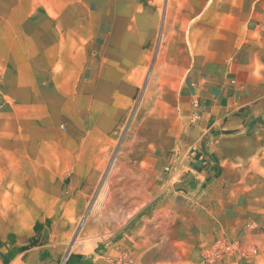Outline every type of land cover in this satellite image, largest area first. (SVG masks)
Here are the masks:
<instances>
[{
	"label": "crops",
	"instance_id": "crops-1",
	"mask_svg": "<svg viewBox=\"0 0 264 264\" xmlns=\"http://www.w3.org/2000/svg\"><path fill=\"white\" fill-rule=\"evenodd\" d=\"M19 1L3 57L9 80L44 84L33 137L62 162L55 175H97L148 67L142 118L117 153L159 173L199 223L264 248V0Z\"/></svg>",
	"mask_w": 264,
	"mask_h": 264
},
{
	"label": "rangeland",
	"instance_id": "rangeland-1",
	"mask_svg": "<svg viewBox=\"0 0 264 264\" xmlns=\"http://www.w3.org/2000/svg\"><path fill=\"white\" fill-rule=\"evenodd\" d=\"M18 4L0 0V264H264V248L235 237L217 220L199 223L198 210L187 198L165 192L159 173L150 174L144 161L128 160L122 148L117 153L133 121L142 118L138 107L148 67L129 82L140 84L139 96L97 175H55L62 162L45 159L49 145L33 137L38 111L32 94L44 84L9 80L12 68L3 57L5 26ZM56 125L67 130L65 122ZM222 235L238 242L240 253L203 261L204 248Z\"/></svg>",
	"mask_w": 264,
	"mask_h": 264
},
{
	"label": "built area",
	"instance_id": "built-area-1",
	"mask_svg": "<svg viewBox=\"0 0 264 264\" xmlns=\"http://www.w3.org/2000/svg\"><path fill=\"white\" fill-rule=\"evenodd\" d=\"M259 31L261 35L264 37V16L261 18L259 22ZM63 129H66L65 125H62ZM201 160L205 163L208 164L209 159L201 154L200 156ZM252 249L250 251L255 252L256 249L255 247H251ZM242 247L240 244L236 241L231 240L228 236L222 235L219 236L211 246L204 248L202 252V259L203 261L206 262H213L216 260H228L232 259L235 255L240 253V250ZM243 253V252H242ZM245 254V252L243 253Z\"/></svg>",
	"mask_w": 264,
	"mask_h": 264
}]
</instances>
